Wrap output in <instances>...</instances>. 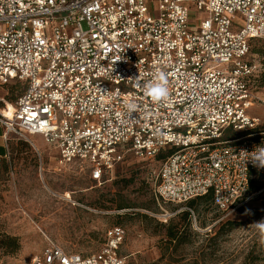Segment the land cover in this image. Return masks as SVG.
Listing matches in <instances>:
<instances>
[{"label": "built area", "instance_id": "built-area-1", "mask_svg": "<svg viewBox=\"0 0 264 264\" xmlns=\"http://www.w3.org/2000/svg\"><path fill=\"white\" fill-rule=\"evenodd\" d=\"M190 4L207 16L191 21ZM253 39L264 41V0H0V84L23 83L0 108L5 138L41 136L97 183L127 155H163L162 201L210 192L217 209L235 208L264 176L246 161L264 143L247 113L264 102L250 87ZM159 71L169 96L155 102L143 84ZM124 236L111 226L85 255L49 240L29 264H126Z\"/></svg>", "mask_w": 264, "mask_h": 264}, {"label": "rangeland", "instance_id": "rangeland-1", "mask_svg": "<svg viewBox=\"0 0 264 264\" xmlns=\"http://www.w3.org/2000/svg\"><path fill=\"white\" fill-rule=\"evenodd\" d=\"M189 6L191 21L207 16ZM249 59L256 69L250 87L264 99L263 40L250 42ZM22 90L18 81L0 84V108ZM247 113L259 118L256 130L264 131V102L255 100ZM230 134L227 129L225 136ZM9 144L0 165V238L14 242L0 249V264H29L49 240L67 252H96L106 229L116 225L125 230L118 252L126 264H264V230L255 224L264 220V176L252 178L260 188L235 208L221 211L202 201L196 210L155 195L158 156L127 155L97 183L90 180L88 166L60 164L57 151L41 136L10 135ZM169 229L178 239L169 240Z\"/></svg>", "mask_w": 264, "mask_h": 264}, {"label": "clouds", "instance_id": "clouds-1", "mask_svg": "<svg viewBox=\"0 0 264 264\" xmlns=\"http://www.w3.org/2000/svg\"><path fill=\"white\" fill-rule=\"evenodd\" d=\"M143 90L145 96L150 97L155 102L166 100L169 96L168 78L166 73L163 71L155 73L151 80H148L143 84ZM125 107L129 113L137 109V105L134 102L126 103ZM246 161L250 162L257 171L264 170V143L255 146ZM255 224L257 228L264 230V220L256 222Z\"/></svg>", "mask_w": 264, "mask_h": 264}, {"label": "trees", "instance_id": "trees-1", "mask_svg": "<svg viewBox=\"0 0 264 264\" xmlns=\"http://www.w3.org/2000/svg\"><path fill=\"white\" fill-rule=\"evenodd\" d=\"M261 86L264 88V70L263 72L261 73ZM21 93V92H20ZM16 99V98H15ZM14 102V101H13ZM7 144H8V151H10V144H9V139L7 140ZM163 155H159L158 158L161 159ZM260 183H258L256 180H253L251 179L250 180V183H249V187H248V190L246 192L245 195L247 194H250L251 192L253 191H257L259 188H260ZM244 195V196H245ZM209 202L210 204L213 205L212 203V195L211 193H207L206 195H203V196H200V197H197V198H194V199H191L189 201H187V205L188 207L191 209V208H194L197 210V203L199 202ZM214 206V205H213ZM215 207V206H214ZM184 216L185 218L189 219V215H190V211L186 210L184 211ZM190 220V219H189ZM167 235H168V238L170 241H173L175 239H178V236H177V232H174L172 229H169L168 232H167ZM10 242H14V238H11V237H6L4 239L0 238V249L2 248L3 245L5 244H8ZM179 242H184L183 240H180Z\"/></svg>", "mask_w": 264, "mask_h": 264}, {"label": "crops", "instance_id": "crops-1", "mask_svg": "<svg viewBox=\"0 0 264 264\" xmlns=\"http://www.w3.org/2000/svg\"><path fill=\"white\" fill-rule=\"evenodd\" d=\"M33 136H36V135H33ZM7 140L8 139L5 138V129L0 124V165L8 157V154H9Z\"/></svg>", "mask_w": 264, "mask_h": 264}, {"label": "bare ground", "instance_id": "bare-ground-1", "mask_svg": "<svg viewBox=\"0 0 264 264\" xmlns=\"http://www.w3.org/2000/svg\"><path fill=\"white\" fill-rule=\"evenodd\" d=\"M8 107H9V109L11 108V105H10V103H8Z\"/></svg>", "mask_w": 264, "mask_h": 264}]
</instances>
